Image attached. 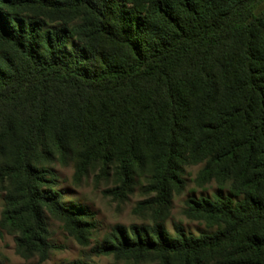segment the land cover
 Wrapping results in <instances>:
<instances>
[{"label":"trees","instance_id":"16d2710c","mask_svg":"<svg viewBox=\"0 0 264 264\" xmlns=\"http://www.w3.org/2000/svg\"><path fill=\"white\" fill-rule=\"evenodd\" d=\"M263 1L0 0V155L12 158L0 163V180L14 184L0 237L17 232L18 245L45 260L55 248L48 211L88 245L93 212L63 202L41 155L83 143L78 173L116 162V194L132 183L143 147L157 146L159 204L183 183V166L199 162L200 181H230L241 199L185 201L187 216L217 225L212 233L117 224L91 251L155 252L159 264H264ZM60 264L98 263L84 254Z\"/></svg>","mask_w":264,"mask_h":264},{"label":"rangeland","instance_id":"374dc122","mask_svg":"<svg viewBox=\"0 0 264 264\" xmlns=\"http://www.w3.org/2000/svg\"><path fill=\"white\" fill-rule=\"evenodd\" d=\"M263 8L264 1L258 5L257 11ZM74 44H77L75 39L71 40L69 46ZM85 147L79 141L74 142L67 155L44 154L41 155L39 164L45 165L52 171L53 188L63 193V202L66 205L87 206L93 212L97 229L90 236V243L83 245L70 231L64 220L45 211L47 239L55 246L49 251L48 257L43 260L38 252L24 250L17 243L18 233L3 229L0 237V264H60L83 258L84 254L89 255L98 264H159V255L155 252L129 258H117L113 254L95 255L91 250L93 245L117 224L130 226L161 221L168 231L174 234L173 225L178 223L188 233L195 235L212 233L217 228V225H209L206 221L191 218L185 213V201L189 197H213L216 193L231 195L230 181L220 185L214 177L209 181L198 179L204 162L185 164L180 175L183 183L171 184L167 202L159 204L156 200L157 190L154 187L156 185L154 155L157 154V146L143 147L146 154L143 155L141 163L132 169V183L121 193L118 190L119 194L112 192L120 185L116 162L111 161L106 173H101L100 160L90 164L85 173H78V151ZM8 159L12 161V158L0 155V163ZM13 189V183L0 180V218L6 205L5 196ZM231 197L235 201L241 199L232 195Z\"/></svg>","mask_w":264,"mask_h":264}]
</instances>
